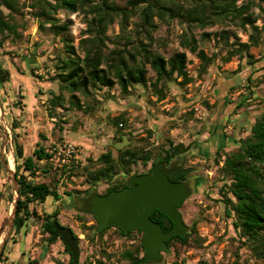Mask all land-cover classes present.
<instances>
[{"label": "rangeland", "instance_id": "1", "mask_svg": "<svg viewBox=\"0 0 264 264\" xmlns=\"http://www.w3.org/2000/svg\"><path fill=\"white\" fill-rule=\"evenodd\" d=\"M36 1L18 0L20 7L15 15L18 23L16 33L0 35L3 40L0 60L11 71L9 82L0 83V149L1 136L5 137V131L12 141L13 155L15 134L25 156L32 155L33 150L40 146L53 154L46 170L40 169L33 178L56 189L60 198L54 200L47 197L44 203L34 206L38 213H51L56 208L57 217L53 218L71 228L78 238V264H130L129 259L123 257L124 253L129 251L138 257L144 254L140 247L142 233L132 231L124 236L116 227H109L99 234L93 228L97 226L96 219L87 212L74 209L80 206L75 197L102 193L113 184L126 182L129 175L150 169L165 155L169 140L174 145L182 143L188 146L184 153L189 155L186 164L194 168L188 174L192 176L194 191L185 199L179 211L188 226L192 228L195 225L196 233L189 237L187 244L174 242L170 252L163 253L160 263L142 264H264V254L251 244L242 242L231 225V218L227 214L229 210L218 192L222 183V162H216L224 151L235 148L234 139L249 134L250 124L264 110V32L259 34L258 43L252 44L248 50L252 58L245 53H236L225 62L223 58L232 47L218 40L213 33L226 29L230 33L229 42H247L248 34L252 32L250 27L244 30L238 26L237 19L228 18L201 28L188 26L168 15H153V26H149L140 17L144 7L140 5L128 17L122 35L119 25L121 18L114 17L106 31L108 39L105 40V51L132 49L138 40L149 42L152 49L166 57L176 50H183L187 57L186 70L193 80L184 86L169 82L166 95L161 99L152 94L150 87L141 85L130 87V93L124 95L120 93L117 83L110 88L91 89L89 96L76 92L82 106L78 109L70 104V92L60 90L59 81L54 79L59 71L57 65L66 53L60 36L54 33L50 23L43 22V27L38 28L41 18L35 16L38 7L33 5ZM46 1L54 3L53 0ZM110 1L121 7L126 5V0ZM161 1L171 3V0ZM172 1L187 4L185 0ZM240 3L241 0L237 2ZM1 8L7 13V9ZM251 11L258 13L257 8ZM50 13L56 23L68 24L72 45L77 54L82 55L78 42L87 37L83 33L86 29L83 13L65 9ZM255 24L261 26V20H256ZM146 29L150 32V38L146 36ZM183 32L194 35L199 48L214 57L202 75L198 74L200 60L196 54L180 46ZM203 32H209L210 37L202 38ZM146 67L149 84L154 80L155 73L148 65ZM51 92L62 94V108L52 109L49 106ZM239 102L242 106L236 107ZM116 117L123 118L122 125L120 121L117 125L111 122L110 119ZM13 120L17 125L15 130L11 126ZM119 135L121 140L125 136L128 141L123 147L143 148L151 153L150 160L133 163L129 174L118 171L109 180H100L95 184L88 182L86 171L98 166L95 160L101 153L111 150L116 157L114 144L120 142L116 141ZM64 141L78 148L77 158L70 167L61 165L57 155L58 146ZM7 156H10L8 142L5 159ZM0 163L1 232L11 202V199L7 202L6 196L10 192L12 197L13 182L1 159ZM42 222L41 218L28 220L25 228L27 238L20 233V240L12 228L9 239L14 242L19 240L12 246V251H18L20 244L27 250L31 249L27 263L18 257L13 260L19 264H72L62 240L57 238L49 242L48 234L41 233ZM37 236L38 241H34Z\"/></svg>", "mask_w": 264, "mask_h": 264}, {"label": "trees", "instance_id": "2", "mask_svg": "<svg viewBox=\"0 0 264 264\" xmlns=\"http://www.w3.org/2000/svg\"><path fill=\"white\" fill-rule=\"evenodd\" d=\"M53 1L54 3L37 0L33 5L38 7L35 16L41 18L38 24L39 29L43 27V22L50 23L54 33L60 36L63 42L66 54L57 65L59 71L54 79L59 81L60 90L70 92V104L78 109H81L82 106L75 94L76 92L89 96L91 89L110 88L117 83L120 93L124 95L130 93V87L141 85L150 87L152 94H155L157 99H161L166 95L169 82H176L178 85L184 86L193 80V77L186 70L187 57L183 50H176L166 57L152 49L149 42L144 43L138 40L132 45V49L114 48L105 51V40L108 39L106 31L114 17L119 16L121 18L119 25L122 35L126 30L128 17L134 14L136 7L140 5H144L140 17L145 25L149 26H153V15L160 17L168 15L187 23L188 26L196 25L201 28L228 18L237 19L238 26L244 30L250 27L252 32L248 34L247 42L238 40L229 42L230 33L226 29L213 33L218 40H222L226 45L232 47L223 58L225 62L229 61L236 53L239 55L245 53L248 58H252L248 50L252 44L258 43L259 34L264 32V0H241L240 4H237L239 0H185L187 4L174 3L172 0L169 4L161 0H126V5L122 7L110 0H101V2H94V0ZM1 7L7 9V13H4ZM19 7L18 0H0V35L16 33L18 23L15 15L19 12ZM253 8H257L258 13L251 11ZM58 9L83 13L86 24L83 33L87 37L81 38L78 42V48L82 55L77 54L74 45H72V40L68 35V24L56 23L55 17L51 15L50 11L55 12ZM258 19L261 20V26L255 24ZM145 33L150 38L148 29L145 30ZM201 37L208 38L210 33L203 32ZM2 43L3 40L0 38V48ZM179 43L190 53L196 54L200 60L198 74L205 73L207 66L214 61L213 55H208L202 48H199L197 39L190 33L183 32ZM147 65L155 73L154 80L150 81L149 84L146 80ZM10 78V69L3 66L0 60V83L9 82ZM178 78L180 80L177 81ZM63 101L64 98L61 93L51 92L48 99L52 109L62 108ZM240 106L242 103L236 104V107ZM110 120L114 125H117L118 121L121 125L124 122L121 117ZM11 126L13 130L16 129L17 125L14 120ZM116 141H121V135L117 136ZM233 142L235 143L233 150L224 151L222 155L216 158L217 163L222 162L220 167L222 183L218 192L223 196L222 201L229 210L227 214L231 218V225L237 237L264 254V110L250 124L249 134L234 139ZM13 143L15 147V175L19 185V198L13 224L14 233H19L27 220L41 218L43 222L40 231L42 234L47 233L48 241L52 242L53 228L50 218L56 217L58 211L38 213L34 204L44 203L47 197L58 200L60 195L56 189L48 184L35 181L33 176L40 169L46 170V165L52 159L53 154L45 147L40 146L33 150L32 155L25 156L23 146L18 142L16 134L13 136ZM187 150L188 146H184L182 143L174 145L169 140L168 149L164 150V156L160 154V158L169 160L174 155ZM116 152V157L113 156L111 150H107L97 157L95 164L98 166L86 171L88 182L95 184L100 180H109L118 171L129 174L130 166L133 163L138 160L145 163L151 158V153L143 148L127 146L116 149ZM0 166H2L1 163ZM126 184L127 182L124 181L113 184L107 188V192L120 189ZM10 199L11 193L9 192L6 196L7 202H10ZM150 218L160 223L163 231H168L172 227V221L159 210L152 212ZM93 228L96 229V225ZM116 228L124 236L129 235L132 231L142 233L141 230L132 229L127 234H123L121 229ZM106 229L99 231V234ZM195 233L196 229L193 224L190 232L184 236L172 235L166 239V243L169 247L174 242L187 244L189 237ZM74 237L78 241L75 234ZM197 238L199 239V237ZM195 240L197 239L195 238ZM140 247L143 249L142 242ZM123 257L128 258L130 264L144 263L142 261L143 256L138 257L129 251L124 253ZM6 260L2 250L0 264H12Z\"/></svg>", "mask_w": 264, "mask_h": 264}, {"label": "water", "instance_id": "3", "mask_svg": "<svg viewBox=\"0 0 264 264\" xmlns=\"http://www.w3.org/2000/svg\"><path fill=\"white\" fill-rule=\"evenodd\" d=\"M2 124L7 128L3 122ZM4 133L5 137L1 136L0 159L11 176L13 189L7 221L0 232V253L13 228L19 198L12 141L7 137V132L4 131ZM6 142L10 144V156H7V159L4 157ZM127 142L123 136L122 140L114 146L121 149ZM193 169V167L179 168L174 172L178 175L187 174ZM164 171L163 165L158 164L148 172L131 174L127 177L129 186L112 190L106 195L93 193L89 196L87 205H84L86 198L75 197L80 206H75L74 209L91 214L97 221V232L108 227H118L123 234H127L132 229L141 230L144 249L142 261L160 263L163 253L170 252L166 239L172 235L184 236L191 229V226L184 222L178 208L194 191L192 182L187 186L183 182L171 181L167 173L172 171ZM155 210L164 213L172 221V227L168 231H163L160 223L150 218V214ZM50 220L53 228L52 238L61 237L63 245L71 254L72 264H78L79 247L73 231L67 226L60 225L53 217Z\"/></svg>", "mask_w": 264, "mask_h": 264}, {"label": "flooded vegetation", "instance_id": "4", "mask_svg": "<svg viewBox=\"0 0 264 264\" xmlns=\"http://www.w3.org/2000/svg\"><path fill=\"white\" fill-rule=\"evenodd\" d=\"M189 155L188 154H186V153H179V154H177V155H174L173 157H171L169 160H165V159H163V158H160L156 163H154L152 166H151V168L152 167H154L155 165H158V164H162L163 165V168L165 169V171L164 172H166V171H168V170H171L172 172H169V173H167L168 174V177L170 178V180L171 181H175V182H183V183H185V184H187V186L189 185V183L192 181L193 182V180H192V176H190V175H188L189 173H187V174H184V173H181V174H176L174 171L175 170H178L179 168H187V167H190L189 165H187L186 164V162H187V157H188ZM150 168V169H151ZM150 169H148V170H146V171H143V172H139V173H137V174H142V173H144V172H148ZM127 182V184L126 185H123L121 188H123V187H126V186H129L130 184H129V181L127 180L126 181ZM195 182V181H194ZM120 188V189H121ZM115 190H118V189H115ZM107 193H109V192H107V189L104 191V192H102V193H98V194H101V195H106ZM82 196H86V195H82ZM84 198H86V201H85V204L84 205H87L88 204V201H89V196L88 197H84ZM56 210V208L53 210V211H55ZM52 211V212H53ZM56 217H57V215H56ZM58 223H59V221H58ZM60 224V223H59ZM60 225H62V224H60ZM62 226H64V225H62ZM74 234V233H73ZM57 238H60V240H61V237H57ZM56 238V239H57ZM77 241V240H76ZM78 242V241H77ZM142 242V241H141ZM78 244V243H77ZM68 250V249H67ZM68 253V255H69V259L71 258V254H70V252L68 251L67 252ZM144 255V254H143ZM142 255V256H143ZM71 260H72V258H71Z\"/></svg>", "mask_w": 264, "mask_h": 264}, {"label": "crops", "instance_id": "5", "mask_svg": "<svg viewBox=\"0 0 264 264\" xmlns=\"http://www.w3.org/2000/svg\"><path fill=\"white\" fill-rule=\"evenodd\" d=\"M30 220V219H29ZM28 221V220H27ZM27 224V223H26ZM25 224V226L19 231V233L18 234H16L17 236H18V238H19V240H20V238H21V236H20V233L22 234V235H24V237L25 238H27L26 237V235H25V233H26V230H25V228H26V225ZM10 235H11V233H10ZM39 236V235H38ZM38 236L36 237V239L34 240V241H38ZM33 238H34V236H33ZM18 240V241H19ZM17 241V242H18ZM17 242H14L12 239H7V241H6V243H5V246H4V249H3V251H4V256L7 258V262L8 263H12V264H19V262H15L13 259H15V257H18L20 260H22L23 261V263H27V260L29 259L28 258V255L29 254H31V249H28L27 250V247H25V248H23V247H21L22 245L20 244L19 246H20V248L18 249V251H12V246L13 245H15V243H17ZM8 244V245H7ZM32 244H34L33 243V241H32ZM32 248V247H31Z\"/></svg>", "mask_w": 264, "mask_h": 264}, {"label": "built area", "instance_id": "6", "mask_svg": "<svg viewBox=\"0 0 264 264\" xmlns=\"http://www.w3.org/2000/svg\"><path fill=\"white\" fill-rule=\"evenodd\" d=\"M78 148L73 143L64 141L61 145L58 146L57 155L58 159L61 162V165L70 167L74 159L77 158Z\"/></svg>", "mask_w": 264, "mask_h": 264}, {"label": "bare ground", "instance_id": "7", "mask_svg": "<svg viewBox=\"0 0 264 264\" xmlns=\"http://www.w3.org/2000/svg\"><path fill=\"white\" fill-rule=\"evenodd\" d=\"M9 161H10V164H11L12 161H11L10 159H9ZM12 164H13V163H12ZM12 164H11V165H12Z\"/></svg>", "mask_w": 264, "mask_h": 264}]
</instances>
